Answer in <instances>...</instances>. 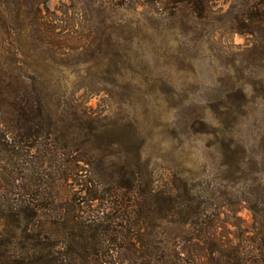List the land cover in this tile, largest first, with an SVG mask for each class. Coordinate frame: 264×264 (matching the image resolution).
Returning a JSON list of instances; mask_svg holds the SVG:
<instances>
[{"label": "rangeland", "instance_id": "1", "mask_svg": "<svg viewBox=\"0 0 264 264\" xmlns=\"http://www.w3.org/2000/svg\"><path fill=\"white\" fill-rule=\"evenodd\" d=\"M38 1L0 0V92L39 79L66 120L74 108L96 116L100 142L124 154L120 163L138 178L134 192L117 194L122 208L138 198L147 212L154 197L171 195L181 208L217 214L225 238L257 248L264 217L250 205L264 183V33L237 32L222 1L210 18L191 20L155 3L46 0L40 21ZM59 45L67 55L49 49ZM7 110L0 103V129ZM6 164L1 202L30 199L33 189L13 195ZM82 168L58 186L60 198L84 215L108 211V202L89 200L106 185L86 183L92 167ZM6 222L0 217V230Z\"/></svg>", "mask_w": 264, "mask_h": 264}, {"label": "trees", "instance_id": "2", "mask_svg": "<svg viewBox=\"0 0 264 264\" xmlns=\"http://www.w3.org/2000/svg\"><path fill=\"white\" fill-rule=\"evenodd\" d=\"M83 1L89 6L112 3L119 7L155 3L172 17L187 13L191 20L210 18L222 1L230 5L228 20L237 32L264 33V0ZM37 4L40 21L42 6L47 8L48 3L39 0ZM49 49L63 56L68 52L60 45ZM9 85L0 92V103L8 107L2 118L7 127L0 129V161L7 163L3 169L9 171L10 179L3 181L8 179L16 197L26 190L35 193L17 201L7 195L5 203L0 198V217L7 220L0 230L4 238L0 264H264V223L258 247L250 250L243 239L236 243L221 235L219 216L206 213L200 204L181 208L173 196L160 194L147 212L138 209V198L132 210L122 208L117 194L134 192L138 178L120 163L124 154H109L110 148L100 142L96 116L74 108L71 120H66L52 110L48 88L39 79ZM83 164L92 167L86 183L96 177L106 185L100 194L98 189H88L89 200L108 202V211L84 215L71 200L60 198L58 186L78 175L80 168L84 170ZM257 197L250 209L263 219L264 183Z\"/></svg>", "mask_w": 264, "mask_h": 264}]
</instances>
